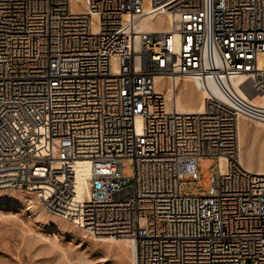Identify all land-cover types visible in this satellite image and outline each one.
<instances>
[{
    "label": "built area",
    "instance_id": "1",
    "mask_svg": "<svg viewBox=\"0 0 264 264\" xmlns=\"http://www.w3.org/2000/svg\"><path fill=\"white\" fill-rule=\"evenodd\" d=\"M158 15L167 30L139 29ZM263 53L264 0H0V189L131 239L136 264H264V173L237 142L240 118L264 119ZM184 75L222 96L167 106L155 78ZM202 156L216 159L207 190L182 192ZM81 159L90 193L76 200Z\"/></svg>",
    "mask_w": 264,
    "mask_h": 264
},
{
    "label": "rangeland",
    "instance_id": "2",
    "mask_svg": "<svg viewBox=\"0 0 264 264\" xmlns=\"http://www.w3.org/2000/svg\"><path fill=\"white\" fill-rule=\"evenodd\" d=\"M243 122L249 128L254 127L250 120L244 119ZM240 133L243 153L247 147H251L254 156L260 154L264 159V152H260L264 130H260L256 139L249 133ZM254 164L255 168L257 163ZM214 167L215 157H200V180L184 175L181 178V191L198 193L207 190L203 180ZM81 174L87 177L85 171ZM124 174L132 175L130 163L126 164ZM83 187L88 190L85 182ZM30 199L34 200L26 190L0 189V264H132L129 248L123 247V250L109 245L107 241H99L98 236L79 229L49 208L46 210L39 200L28 204L27 200Z\"/></svg>",
    "mask_w": 264,
    "mask_h": 264
},
{
    "label": "bare ground",
    "instance_id": "3",
    "mask_svg": "<svg viewBox=\"0 0 264 264\" xmlns=\"http://www.w3.org/2000/svg\"><path fill=\"white\" fill-rule=\"evenodd\" d=\"M73 10L82 11V8L75 7L73 3ZM168 27H169V20L162 15H158L155 18H152L151 16H145L139 22V29L141 30H154V29L167 30ZM260 60H261V64L264 65V53L261 54ZM242 80H243V76H236L231 78V84L233 88L239 93H241V90L239 89L238 84ZM205 85L207 87V90L202 86V82L200 80L186 75L176 76L174 81L171 79H168L167 81L166 77L164 76H157L155 78V89L163 93L165 97L166 105L167 106L174 105L175 108L180 112H198L202 110L204 105V98H206L211 93H213L216 96H220V97L222 96L221 92L219 91V89L216 87V85L209 76H207L205 80ZM208 90L211 92H209ZM253 102H259L258 98L257 97L254 98ZM244 119L247 118L242 117L238 121L239 134L237 135V137H239L238 142L240 146V151L238 153L239 161L242 164V166H244L249 171L264 173L263 157L260 154L254 156L251 147H247L243 153L240 142L241 139L240 131H242V133H249L251 134V136H253V138L256 139L258 137L260 130H264V119H247L254 124L253 128H249L245 124V122H243ZM261 146L262 148L260 152L262 153L264 152V138H262L261 140ZM254 159H256V161H254ZM253 162L257 163V164L255 163L256 164L255 168L253 167L254 164ZM252 168L257 171H254ZM83 171L86 172L87 177L82 176L81 173ZM88 178H89V165L86 160L81 159L71 163V173L68 176V179L71 185L75 189L76 193L74 197L76 200H83L89 197L90 190H89ZM83 182L86 183L88 190L84 189ZM29 193L34 200L31 199L27 200L28 204H32L34 203L33 201L39 200L36 193L34 192H29ZM41 205L46 210H49L42 203ZM55 214L60 215L57 212H55ZM95 236H98L97 240L103 242L107 241L109 245H114L117 246L118 248H123V247L129 248L131 262L132 264H136L135 247H134V242L131 239L118 238L108 235L105 236L101 234L99 235L96 234Z\"/></svg>",
    "mask_w": 264,
    "mask_h": 264
}]
</instances>
